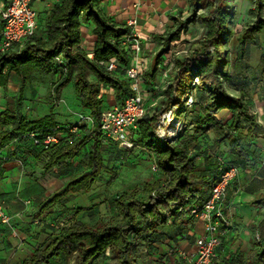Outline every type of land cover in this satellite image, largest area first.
Instances as JSON below:
<instances>
[{"label": "trees", "instance_id": "1", "mask_svg": "<svg viewBox=\"0 0 264 264\" xmlns=\"http://www.w3.org/2000/svg\"><path fill=\"white\" fill-rule=\"evenodd\" d=\"M263 1L254 0V7L250 9L254 21L237 39L238 61L244 60L249 46H258L260 43L258 35L264 32ZM103 2L104 0H60L52 9L44 26L46 39L37 33L24 45L0 52V89L8 86L11 74L15 73L21 77L19 97L22 98L36 72H50L54 68L61 75V80L53 91L55 102L59 101V91L73 81L82 108L89 111L97 128L106 111L103 108V100L99 98L102 88H112L115 101L120 106L124 105L126 98L132 94L131 85L125 79L130 56L123 42L128 32L118 31L110 24L102 12ZM191 7V15L179 21L175 31L160 38L163 49L157 54L155 69L150 76L156 78L158 61L170 54L172 43L181 39V34L189 24L200 21L205 29L203 37L192 44L188 55L176 59L175 73L166 90L163 105L157 108L155 115H147L140 122L134 139V148L146 150L155 157L156 171L165 176V183L145 185L142 196L134 192L118 195L114 199L118 219L96 225L74 222L63 228L46 248L38 247L34 257L27 264H50L61 257L73 258L74 264H94L108 251L111 254V264H137V255L144 247L141 242L143 229L139 227L141 223L146 227H165L171 220L185 217V210L192 202L188 200L189 196L200 195L201 202L205 200L209 189L218 178L209 185L207 179L198 175L196 158L188 157L184 146L188 142L184 139L186 129L172 145L159 141L155 136L157 114L164 108L179 103L190 90L196 77L201 78L204 86L197 90V103L193 108L201 107L207 117L194 123V136L208 135L216 131L218 145L229 142L232 148H236L238 141L233 139V133H238L246 122L255 124L244 97L231 95L225 87L230 78L224 46L229 32V18L233 15L231 0H191ZM87 24L95 26L93 33L96 41L92 59L80 46L82 27ZM59 56L63 58L62 63L56 61ZM111 59H116L120 64L114 72L106 68V63ZM262 60L264 62V51ZM75 72L76 75L72 78ZM90 73L96 81L89 79ZM199 93L202 95L199 96ZM184 108L182 106L178 112H183ZM223 110L232 115L231 124L227 129L212 115V112L218 114ZM53 117L54 107L50 115L41 121L27 123L25 118L20 117L14 123L11 112L5 110L0 114V126L13 124V127L0 134V151L13 133L23 132V137L26 132L42 127L54 129L55 132L58 125L51 123ZM30 126L32 128L29 129ZM82 130H88V136L60 145L51 154L46 170L62 166L73 159L86 140L91 138L89 170L82 176L71 179L61 192L42 206V213L59 203L70 191H90L100 177L104 163L100 140L93 134L96 129L84 126ZM260 204H264V198L254 202V205ZM259 230V251L254 264H264V221Z\"/></svg>", "mask_w": 264, "mask_h": 264}, {"label": "crops", "instance_id": "2", "mask_svg": "<svg viewBox=\"0 0 264 264\" xmlns=\"http://www.w3.org/2000/svg\"><path fill=\"white\" fill-rule=\"evenodd\" d=\"M59 1L48 0V3L34 1L37 22L40 15L49 17ZM0 2L8 3L9 0H0ZM101 8L104 16L118 31L128 32L129 22L131 20L137 22L136 31L142 41L143 57L150 63L141 83L146 96L147 115H151L152 111L163 105L166 89L171 84V78L175 73V70H172L167 78L162 77L161 66L175 65L176 59L183 55L178 51V45H182L187 51L198 40L190 39L188 36L189 28L194 25L189 24L181 34V39L172 43L170 54L158 61L155 80L151 81V78L147 77L154 71L153 62L163 49L160 38L175 31L179 21L191 15V0H104ZM262 15L264 17V13ZM94 28L93 24L82 27L80 46L89 57H92L96 41ZM186 38L187 41L192 40L191 44H189L190 41L187 42L189 47L187 43H184ZM227 71L230 74V78L225 83L227 91L233 96L244 97L255 119V124L246 122L238 133H233V139L238 141L236 148H232L229 142L218 145L216 131L208 135L194 136V123L205 119L207 113L199 106L192 110L184 108L185 119L192 126L191 133L184 134V139L188 141L184 146L188 157L196 158L198 175L207 179L209 185L216 181L221 170L230 168L238 170L227 193V201L233 205L234 223L227 229L226 235L221 239V245L216 249L217 258L214 264H254L259 251V241L256 236L260 233L259 226L264 221V204L254 205V202L264 198V65L259 68H245L240 75L232 73L228 68ZM16 81L21 86V77L12 73L8 86L0 89V97L1 92L10 88L12 82ZM70 85L74 86L73 81L59 91V101L50 106L47 114L29 117L24 111H20L19 118H25L27 123H36L48 117L54 107L51 123L64 126L76 123L80 114L89 115V111L82 108L75 86L67 96L63 95L67 86ZM28 86L29 84L22 99L27 94ZM114 94L112 88H102L99 98L103 100L105 110L117 105ZM17 99L20 100L18 106L23 104L25 107L26 101H21L19 96ZM5 110H8L7 106L1 107L0 114ZM11 117L14 123L19 119H16L12 113ZM216 119L227 129L231 124L232 115L227 110H223L216 115ZM12 127L13 124L0 126V134L11 130ZM22 134L23 132L13 133L0 151V204L12 217L16 231V235L12 234L11 230L0 222V264H27L34 257L37 248H46L63 228L78 221L88 223L84 217L98 213L96 207H93L95 205H86V201L82 200V197L79 200L76 197L77 192L74 191H70L49 210L40 212L42 206L61 192L71 179L80 177L89 170L91 138L86 140L73 159L62 166L46 170L51 154L60 145L86 138L89 134L88 130H82L79 135L72 138L65 132H57L61 142L50 151H41L36 148L29 139L21 137ZM100 152L104 167L96 184H103L107 177L104 171L108 170H114L117 179L112 182L109 177L107 185L123 183L125 179H122L121 166L124 167L126 164L131 166L136 174H140L139 170L143 168H149L153 172L152 179H149L146 185L165 183V176L161 172L152 170L155 166V157L146 150L134 148L128 151L120 148L115 142L100 141ZM104 201L103 195L101 203ZM113 204L118 215L115 200ZM67 221L68 223L64 225L63 223ZM256 221L257 224H255ZM139 227L143 229L141 242L144 247L137 255V264H184L185 256L195 253V238L204 232L201 221L187 217L171 220L165 227H146L143 223ZM186 234L190 236L188 240L183 239ZM62 258L68 257L55 259L50 264Z\"/></svg>", "mask_w": 264, "mask_h": 264}, {"label": "built area", "instance_id": "3", "mask_svg": "<svg viewBox=\"0 0 264 264\" xmlns=\"http://www.w3.org/2000/svg\"><path fill=\"white\" fill-rule=\"evenodd\" d=\"M34 1L48 3V0L0 2V52L9 51L15 46H22L37 34L38 22L37 12L33 7ZM136 25V20L129 22L130 29L123 42L130 56V64L125 70V79L132 89V94L126 98L124 105H115L104 111L97 128L91 115L80 114L76 123L58 125L55 132L54 129L42 127L26 132L23 138L29 139L36 148L49 151L61 142L57 132H65L69 137H74L79 135L82 127L87 126L92 130L96 129L93 134L100 141L115 142L120 148L131 151L134 148V139L139 131V124L148 114L146 96L141 82L150 65L149 61L143 57L142 41L136 31ZM90 58L92 59L93 56ZM62 60V56L56 59L59 63H62ZM119 65L116 59H111L106 63V68L114 72ZM164 77L167 78V73ZM203 86L201 78L196 77L190 90L179 103L170 105L157 114L155 136L159 141L172 145L182 135L186 129V122L177 118V112L182 106L191 110L197 103L196 92ZM173 97L175 98V95ZM212 115L215 117L217 114L212 112ZM237 173L236 168L221 170L217 181L211 186L207 197L202 202L200 195L188 197V200L193 203L191 202L186 208L184 216L201 221L204 232L195 238V253L185 256L184 264L215 263L216 249L221 245V239L226 235L227 229L234 223L233 205L228 203L227 193ZM0 222L16 235L12 217L1 204ZM189 237L186 234L183 239L188 240ZM256 239L260 241L259 233Z\"/></svg>", "mask_w": 264, "mask_h": 264}, {"label": "rangeland", "instance_id": "4", "mask_svg": "<svg viewBox=\"0 0 264 264\" xmlns=\"http://www.w3.org/2000/svg\"><path fill=\"white\" fill-rule=\"evenodd\" d=\"M231 7L233 15L229 18L228 26H229V32L228 36L226 37V43L224 46L226 59L228 61V69L232 71V73L241 74L243 73L245 68H259L264 65L262 60V53L264 51V32L258 35L259 38V45L258 46H249L248 52L244 58L243 61H238L237 56V46L238 42L237 39L239 35L245 30V28L251 24L254 21V15L250 14V9L254 7V0H231ZM203 13V12H201ZM264 13V9L262 11ZM48 16H41L39 17V30L38 34L43 38L46 39V36L44 34V22L47 21ZM204 27L202 26L200 21H197L196 24L191 26L188 30V36L190 39L197 38L200 40L203 37L204 34ZM230 33V34H229ZM185 38V37H184ZM190 41V42H189ZM187 41V38L185 39L184 43L189 42L191 44L192 40ZM188 44V43H187ZM188 44V47L190 46ZM179 50L182 56L188 55L189 50L185 51V48L182 45H178ZM177 49V47H176ZM188 49V48H186ZM185 51V52H184ZM155 61L153 64H155ZM161 76L164 77V74L172 72V70H175V65H162L161 66ZM163 72V73H162ZM76 75V72L73 74L72 78ZM148 78H151L150 75L147 76ZM89 79L91 81H96V78L92 73L89 75ZM173 78H171L172 80ZM61 75L59 72H56L54 68L50 72H36L31 82L29 83L27 94L25 95V98L21 101L25 100L26 105L23 107V104L18 106V103L20 100L17 99V96H19L20 91V85L19 82H12L10 85L11 87L5 90L4 92H1L0 102L3 103L0 104L1 107L7 106V109L16 116V119L20 116V111L25 112L27 116L29 117H36V116H43L48 113V110L50 109V106L55 103L54 99V88L55 86L60 82ZM160 82L158 83V85ZM157 85V84H156ZM158 87V86H157ZM74 90V86L70 85L67 86L65 89V96L68 95L69 91ZM167 90V89H166ZM7 105L5 104L6 102ZM24 103V102H23ZM21 107V109H20ZM158 111H152L151 115H155ZM185 112H178L177 118L179 120H185L186 122V133L190 134L192 130V126L189 123L188 120L185 119ZM123 169L122 171V179H125L123 183H119L116 185H111L112 183H109L107 185V181L110 177L113 182L117 178H115L117 175L114 170L113 171H104V173L107 175L105 177V180L103 184H96L93 189L90 191H79L77 192V196L79 200H85L86 205H95L93 207H96L98 213L94 216L84 217L86 222H88L90 225H96L101 222H108V221H114L118 219L117 212L115 210V206L113 204V200L120 194L124 192L129 193H136L138 196H142L143 194V188L148 182L149 179H152V171L149 170V168H143L142 170H139L140 174H136L133 170V168L129 165L121 166ZM120 170L119 168H117ZM117 170V171H118ZM153 171H156L155 166L152 168ZM121 180V179H120ZM126 182V183H125ZM144 182V183H143ZM143 183V184H142ZM105 196V201L101 203V198ZM67 222H64L63 224L66 225ZM63 227V226H61ZM110 251L107 252V254L103 257H100L97 259L94 264H111L112 261L110 260ZM54 264H74L73 258H62L59 260H56Z\"/></svg>", "mask_w": 264, "mask_h": 264}]
</instances>
